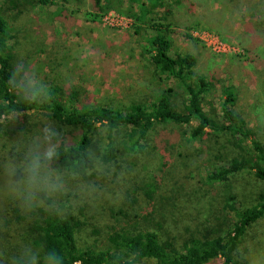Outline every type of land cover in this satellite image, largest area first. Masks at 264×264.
<instances>
[{
	"label": "trees",
	"instance_id": "obj_1",
	"mask_svg": "<svg viewBox=\"0 0 264 264\" xmlns=\"http://www.w3.org/2000/svg\"><path fill=\"white\" fill-rule=\"evenodd\" d=\"M4 2L10 8L20 4L22 7L18 12L24 18L31 17V11L40 8L48 10L50 16L60 22L77 16H88L89 21L92 18L94 22L107 7H124L129 2L128 16L133 21L130 29H135L136 34L140 31L147 39L144 60L151 70L150 73L142 72L140 78L145 82L148 79L158 83L165 80L175 82L174 86L147 94L138 103L125 107L90 100L84 102V96L78 92L64 98L63 89L57 85L45 87V94L38 90L34 101H26L9 80L14 68L15 48L12 43L15 35L0 12V141L15 134L4 130L5 122L10 125L12 116L46 115L51 127L60 132L58 140H51L58 151L52 167L61 174L64 184L63 191L52 196L39 193L38 202L31 207L22 208L11 196L8 198L11 200L8 213H0V248L5 244L12 248L7 263L29 264L31 257L36 256L37 264H140L145 260L154 264H248L239 259L238 254L249 230L264 219V142L247 120L235 111L236 99L232 93H226L221 103L222 119L216 113L206 112V98L214 85L198 72L197 56L181 52L171 55L173 41L185 36L180 33L182 27L171 21L174 17L170 11L165 10L169 1ZM175 3L178 8L184 2L177 0ZM246 5L241 12L232 13L228 22L232 29L234 25L244 31L242 39L237 40L239 45L254 35L256 43L259 42L258 57L263 60L264 0H253ZM212 112H216L213 107ZM164 124L183 128V137L191 148L196 143L206 148H192L193 151H187L186 155L182 153L181 157L185 155V159L191 157L197 162L216 157L221 159L228 147L240 149L236 157L226 159L225 155L226 165L208 170L201 181V189H207L202 195L206 205L202 207L201 215L209 213L208 217L205 216L194 228L185 226L183 234L179 235L174 233L173 224L177 222L169 221L164 211L163 215L160 214L162 217L156 219L153 217L155 211L141 214L126 205L117 207L106 203L108 221L101 224L97 217L103 207L96 205L101 200L99 196H104L106 183L116 182L111 178V169L114 166L123 169L126 158L148 154L153 131ZM35 128V145L43 150L47 125L37 123ZM221 138H226L228 144L209 152L206 141ZM24 139L26 145L30 143L27 146L32 147L30 141L33 138ZM163 145L168 149L172 143L163 142ZM203 154L207 157L203 158ZM183 162L185 169H191L187 160ZM100 175L103 181L99 179ZM242 178L263 184L252 203H243V207L239 205L242 197L237 191H245ZM125 184L119 188L130 189ZM156 185L160 189L159 183ZM137 188L147 189L146 197L153 199V184ZM85 225L90 226L88 229L93 238L98 236L93 242L85 243L86 239L82 237ZM17 238L20 242L14 245L11 241Z\"/></svg>",
	"mask_w": 264,
	"mask_h": 264
},
{
	"label": "rangeland",
	"instance_id": "obj_2",
	"mask_svg": "<svg viewBox=\"0 0 264 264\" xmlns=\"http://www.w3.org/2000/svg\"><path fill=\"white\" fill-rule=\"evenodd\" d=\"M19 7L20 4L10 8L8 3L0 0V12L15 35L12 43L15 48L14 67L22 65L35 89L42 94H45L44 88L48 85H57L63 89L64 98L72 92H78L84 96V102L90 100L125 107L138 103L147 94L158 93L161 89L175 85L170 80L158 83L153 79L145 82L140 78L142 72L150 73L151 70L144 60L147 39L140 31L136 34L135 29H130L133 21L128 16L126 7H107L94 22L92 18L89 21L88 16H77L60 22L53 19L48 10L40 8L31 11V17L24 18L18 12L22 6ZM53 10L52 8L51 11ZM171 21L175 23L174 19ZM208 22L209 19H204L200 23L194 22L187 28H181L180 33L185 37L173 41L171 55L181 52L198 57V72L207 76L214 85L206 98V112H211V115L216 113L222 119L221 103L226 98V93H232L236 99L235 111L247 120L264 142V59L258 57L259 42L256 43V38L252 35L239 45V41L225 36V33L229 34L228 31L219 27L225 24L228 30H234L231 23H222V19L216 18L214 25H209ZM246 47L250 48L247 50ZM17 93L21 95L18 90ZM212 107L216 112H212ZM9 121L10 125L5 122L4 130L15 134L0 141V213H8L10 196L22 208L25 207L20 195L22 189L15 182L18 177L12 174V170L20 166L24 153L31 148L27 146L30 143L26 145L24 137L33 138L30 142L34 146L37 143L34 138L35 125H52L44 114L14 115ZM183 130L176 125H158L152 133L148 154L126 158V162L122 164L123 169L111 167V178L116 182H109L111 185L106 183L104 196H99L101 200L96 205L103 207L97 217L101 224L108 221L104 208L106 203L117 207L119 204L126 205L131 211L136 210V213L141 214L155 211L153 217L156 219H160V214L166 212L169 221L177 222L173 224L176 228L174 233L179 235L183 234L185 226L194 228L205 216L208 217L209 213L201 215V209L206 205V199L202 195L207 190L201 189V181H204L208 170L226 165L225 155L226 159L231 158L240 149L228 147L221 159L216 157L199 162L191 157L185 159L187 151L203 147L196 143L191 148L183 137ZM163 142H170L172 145L165 149ZM226 143V138L218 141L209 139L206 146L210 152V149H217ZM182 153L185 155L181 157ZM202 157L207 156L203 154ZM184 160L191 165V169L184 168ZM99 179L103 181L101 175ZM242 180L241 185L245 191H237L242 197L239 205L243 207L244 204L252 203L263 184L250 178ZM147 183L154 185L152 200L146 197L147 189L137 188L139 185L144 187ZM156 183H159L160 189ZM124 184L130 189H120ZM81 219L86 223L84 217ZM85 226L82 237H85V243L93 242L98 236L93 238L88 229L90 226ZM11 242L17 245L20 240L17 238ZM11 249L7 244L0 248V264H8ZM238 258L248 264H264V219L249 230ZM140 264L154 263L145 260Z\"/></svg>",
	"mask_w": 264,
	"mask_h": 264
},
{
	"label": "clouds",
	"instance_id": "obj_3",
	"mask_svg": "<svg viewBox=\"0 0 264 264\" xmlns=\"http://www.w3.org/2000/svg\"><path fill=\"white\" fill-rule=\"evenodd\" d=\"M10 83L17 89L26 101H34L37 97L35 85L24 73L22 65L13 68ZM45 146L43 150L37 144L32 146L25 154L23 162L18 168H13L12 174L17 176L16 185L22 189L20 193L26 207H31L38 202V194L44 193L52 196L63 191V178L57 169L52 167V162L58 158L57 145L52 143V138H60V132L49 126L45 129ZM29 264H37V257L32 256Z\"/></svg>",
	"mask_w": 264,
	"mask_h": 264
},
{
	"label": "crops",
	"instance_id": "obj_4",
	"mask_svg": "<svg viewBox=\"0 0 264 264\" xmlns=\"http://www.w3.org/2000/svg\"><path fill=\"white\" fill-rule=\"evenodd\" d=\"M166 1H169V6H167L165 10L170 11L174 17L173 19L175 23L182 28H187L188 26L193 25L194 22L200 23V21L204 19H209V25H214L215 18L222 19V23L227 22L228 24V19L232 13H239L244 10V7L246 8L248 6L246 5V2L253 3V0H237L228 3L226 0H222L221 2H215L214 0H180L184 3L176 8L177 5L175 2H177V0ZM128 5L129 2H127L124 7L128 9ZM219 27H221L220 29L223 31H228L230 35L224 32L227 38H231L235 41H240L242 39L244 31L241 28L235 26L233 28L234 30H228V27H226L225 24H222Z\"/></svg>",
	"mask_w": 264,
	"mask_h": 264
}]
</instances>
